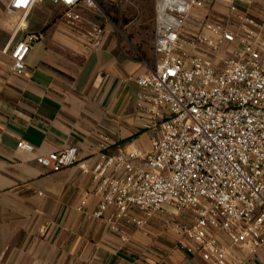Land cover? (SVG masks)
<instances>
[{"label":"crops","instance_id":"obj_1","mask_svg":"<svg viewBox=\"0 0 264 264\" xmlns=\"http://www.w3.org/2000/svg\"><path fill=\"white\" fill-rule=\"evenodd\" d=\"M237 1L239 15L263 20L264 0ZM9 2L0 0V264H209L180 248L184 238L174 224L187 223L186 216L169 208L143 228L113 231L106 217L93 216L99 198L90 174L79 165L53 172L37 162L73 146L93 164L102 141L109 153L118 146L125 153L149 150L150 94L136 78L156 61L155 0L145 40L134 33L138 25H122L104 11L80 6L81 20L68 24L51 0H38L28 14L9 13ZM207 11L224 19L228 3L208 2L199 13ZM95 27L102 29L99 40L91 36ZM28 34L37 41L26 73L17 74L10 50ZM20 140L34 151L20 150ZM217 237L238 264H264V244L252 252L231 247L225 233Z\"/></svg>","mask_w":264,"mask_h":264},{"label":"built area","instance_id":"obj_2","mask_svg":"<svg viewBox=\"0 0 264 264\" xmlns=\"http://www.w3.org/2000/svg\"><path fill=\"white\" fill-rule=\"evenodd\" d=\"M37 1L10 0L7 11L28 14ZM212 1L155 0L156 61L136 78L150 94L154 118L147 152L118 146L109 153L102 141L93 164L73 146L37 162L53 172L79 165L90 174L99 198L93 216L106 217L111 230L143 228L172 208L187 217L174 224L182 250L209 264H238L217 234L252 252L264 244V10L259 21L239 15L237 0H224V19L200 14ZM51 2L64 8L68 24L81 20L80 6L103 12L96 0ZM101 34L95 27L91 36ZM36 41L28 34L10 50L13 72L26 73ZM17 147L34 151L23 140Z\"/></svg>","mask_w":264,"mask_h":264},{"label":"rangeland","instance_id":"obj_3","mask_svg":"<svg viewBox=\"0 0 264 264\" xmlns=\"http://www.w3.org/2000/svg\"><path fill=\"white\" fill-rule=\"evenodd\" d=\"M103 14L115 22L138 25L136 32L142 40L146 39L152 24L150 7L152 0H100ZM38 17L32 16L31 23L38 24Z\"/></svg>","mask_w":264,"mask_h":264}]
</instances>
